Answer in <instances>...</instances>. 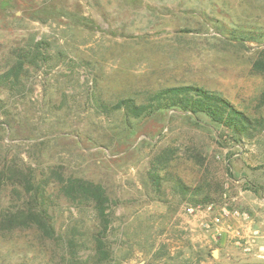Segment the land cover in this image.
<instances>
[{
	"label": "rangeland",
	"instance_id": "obj_1",
	"mask_svg": "<svg viewBox=\"0 0 264 264\" xmlns=\"http://www.w3.org/2000/svg\"><path fill=\"white\" fill-rule=\"evenodd\" d=\"M19 49L45 55L0 89V213L42 182L55 235H0V264H264V0H0V72ZM185 84L250 122L112 107Z\"/></svg>",
	"mask_w": 264,
	"mask_h": 264
},
{
	"label": "trees",
	"instance_id": "obj_2",
	"mask_svg": "<svg viewBox=\"0 0 264 264\" xmlns=\"http://www.w3.org/2000/svg\"><path fill=\"white\" fill-rule=\"evenodd\" d=\"M264 51V50H263ZM44 53L35 52L32 49H19L15 52L16 61L6 70L0 72V89L8 88L11 90L19 88V84L23 82L24 73L27 63L31 65L44 59ZM256 67L264 68V61L259 60ZM264 103V90L262 93ZM2 102V98H0ZM116 110H123L127 116L134 118H142L151 115L161 109H180L187 111L192 115L199 113L210 116L213 121L220 123H228L230 126L238 129L245 121L250 122L248 116L226 98L217 95L211 90L201 86L191 84L179 86H166L153 93H149L146 101L138 102L134 98H122L112 106ZM235 123V124H233ZM7 182V181H6ZM9 182H16L10 177ZM70 189H73L77 197H86L94 200L95 208L105 222V228L109 222L107 218V202L109 197L105 188L101 184L88 182L84 179H75L71 181ZM72 187V188H71ZM27 196L23 202L17 207H5L0 213V235L12 230H24L36 226L43 237L53 238L55 229L51 217L49 216L44 203H46L45 185L42 182L37 184L32 180L26 183ZM33 190V191H32ZM67 192V188H66ZM9 224V226H8ZM101 244H103L102 239ZM101 249L102 246L100 245Z\"/></svg>",
	"mask_w": 264,
	"mask_h": 264
}]
</instances>
